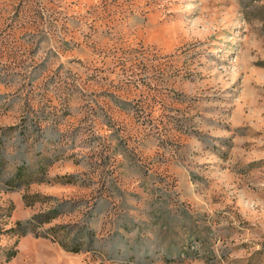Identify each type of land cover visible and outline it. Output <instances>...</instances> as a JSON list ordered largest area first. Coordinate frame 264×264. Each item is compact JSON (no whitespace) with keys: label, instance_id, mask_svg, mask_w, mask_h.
Masks as SVG:
<instances>
[{"label":"rangeland","instance_id":"rangeland-1","mask_svg":"<svg viewBox=\"0 0 264 264\" xmlns=\"http://www.w3.org/2000/svg\"><path fill=\"white\" fill-rule=\"evenodd\" d=\"M0 264H264V0H0Z\"/></svg>","mask_w":264,"mask_h":264},{"label":"trees","instance_id":"trees-1","mask_svg":"<svg viewBox=\"0 0 264 264\" xmlns=\"http://www.w3.org/2000/svg\"><path fill=\"white\" fill-rule=\"evenodd\" d=\"M123 108V106H121ZM23 130V129H21ZM47 164L43 162H37L35 170L30 173H28V166L25 165V163L19 164V166L16 168L13 181H42V180H50V178L46 175V169ZM33 172L35 175H33ZM32 173V174H31ZM31 174V175H30ZM34 176V177H31ZM53 181L57 182H75L76 179L74 178V175L72 173H65V174H58L53 177ZM31 197H44L43 195H40L39 193H32L29 195ZM25 198H28L25 196ZM57 214L56 208H50L46 209L40 212H37L34 214V218L38 221L39 224H42L44 222L50 221L54 216ZM9 230L18 233V234H24L26 233V225H23V222L21 220L17 221L15 226L9 227ZM47 233L52 236L53 239H55L61 246H63L65 249L71 250V251H79L82 249V241L80 239H71L68 237L69 230L66 228L65 224H52L47 227ZM16 253V247H8L4 251V261H8L10 258H12Z\"/></svg>","mask_w":264,"mask_h":264}]
</instances>
